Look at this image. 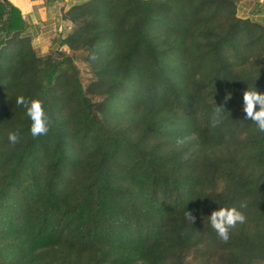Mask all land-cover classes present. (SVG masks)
Wrapping results in <instances>:
<instances>
[{
  "label": "trees",
  "instance_id": "16d2710c",
  "mask_svg": "<svg viewBox=\"0 0 264 264\" xmlns=\"http://www.w3.org/2000/svg\"><path fill=\"white\" fill-rule=\"evenodd\" d=\"M64 19L88 85L0 0V264H264V133L242 110L264 94V26L237 0H85ZM231 207L247 222L225 243L208 217Z\"/></svg>",
  "mask_w": 264,
  "mask_h": 264
},
{
  "label": "clouds",
  "instance_id": "9594fccd",
  "mask_svg": "<svg viewBox=\"0 0 264 264\" xmlns=\"http://www.w3.org/2000/svg\"><path fill=\"white\" fill-rule=\"evenodd\" d=\"M227 99H231L229 95ZM17 105H22L26 108V115L31 121L30 134L33 138H38L42 135H47L52 126V120L49 113L46 111L44 101L41 99L26 100L23 96L18 97ZM243 112L246 114L245 120L252 121L257 129L264 133V94L258 92L255 88L249 89L243 93ZM225 109L217 106L214 111L212 127L218 126L223 121V112ZM21 134L19 130L10 131L8 133V141L10 145L15 147L21 142ZM185 139H177L178 146H183ZM246 204H241L240 208H246ZM186 218L193 224L195 217L191 212L186 213ZM211 228L215 231L218 238L227 243L231 238L232 230L238 225H243L247 222V216L236 207L220 208L213 211L208 217Z\"/></svg>",
  "mask_w": 264,
  "mask_h": 264
},
{
  "label": "crops",
  "instance_id": "0c3cea01",
  "mask_svg": "<svg viewBox=\"0 0 264 264\" xmlns=\"http://www.w3.org/2000/svg\"><path fill=\"white\" fill-rule=\"evenodd\" d=\"M26 23L25 34L37 44L52 42V49L72 30L64 14L85 0H7ZM238 17L264 26V0H237ZM39 42V43H38ZM50 49V50H52Z\"/></svg>",
  "mask_w": 264,
  "mask_h": 264
},
{
  "label": "rangeland",
  "instance_id": "374dc122",
  "mask_svg": "<svg viewBox=\"0 0 264 264\" xmlns=\"http://www.w3.org/2000/svg\"><path fill=\"white\" fill-rule=\"evenodd\" d=\"M52 45H53L52 42L40 43V44H37V42L35 43L32 42V46L39 56H45L50 51H58V50L65 52L69 56L74 55L75 63L79 67L81 81L83 82L84 85H88L90 79L92 78V73L90 72L87 64L84 61L86 57V53H81V52L72 53L67 49V47H62L61 45L60 47L56 46L52 49Z\"/></svg>",
  "mask_w": 264,
  "mask_h": 264
}]
</instances>
